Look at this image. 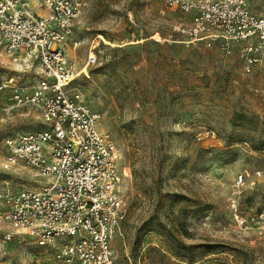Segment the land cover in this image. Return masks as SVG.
<instances>
[{"label": "rangeland", "instance_id": "1", "mask_svg": "<svg viewBox=\"0 0 264 264\" xmlns=\"http://www.w3.org/2000/svg\"><path fill=\"white\" fill-rule=\"evenodd\" d=\"M82 1L65 50L81 71L73 86L119 152L128 211L111 243L115 264H264L263 70L245 73L236 47L184 45L174 28L191 15L160 0ZM246 2L254 12L264 6ZM90 51L97 63L84 69ZM7 76L26 90L39 78L0 48ZM2 96L0 160L4 137L41 127L33 107L5 111ZM42 181L0 168V190ZM6 229L0 224V264H41L33 240L3 241Z\"/></svg>", "mask_w": 264, "mask_h": 264}, {"label": "built area", "instance_id": "2", "mask_svg": "<svg viewBox=\"0 0 264 264\" xmlns=\"http://www.w3.org/2000/svg\"><path fill=\"white\" fill-rule=\"evenodd\" d=\"M160 1L191 15L189 25L174 28L184 45L208 41L226 54L236 47L245 73L258 67L264 74V6L254 12L246 0ZM84 6L82 0H0L2 52L19 71L34 67L39 76L29 90L13 76L0 77V111L8 92L5 111L30 106L41 119L37 130L4 137L0 168L44 179L0 190V224L7 226L1 238L32 239L41 264H115L111 243L127 217L115 141L73 86L81 71L65 50ZM96 63L90 51L84 69Z\"/></svg>", "mask_w": 264, "mask_h": 264}]
</instances>
